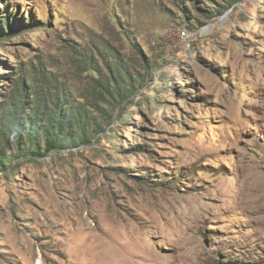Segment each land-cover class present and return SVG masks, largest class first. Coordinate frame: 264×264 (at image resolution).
Returning <instances> with one entry per match:
<instances>
[{
  "label": "rangeland",
  "instance_id": "obj_1",
  "mask_svg": "<svg viewBox=\"0 0 264 264\" xmlns=\"http://www.w3.org/2000/svg\"><path fill=\"white\" fill-rule=\"evenodd\" d=\"M227 1L0 0V107L35 66L95 104L103 45L150 85L93 145L10 148L0 264H264V0Z\"/></svg>",
  "mask_w": 264,
  "mask_h": 264
},
{
  "label": "trees",
  "instance_id": "obj_2",
  "mask_svg": "<svg viewBox=\"0 0 264 264\" xmlns=\"http://www.w3.org/2000/svg\"><path fill=\"white\" fill-rule=\"evenodd\" d=\"M235 1L227 2L231 6ZM223 9L225 10L208 14V17L215 19L218 15L225 14L228 7ZM3 17L2 22L11 30V17ZM3 25L4 23L0 26V33L6 35ZM124 31L126 38H129L127 30ZM88 53L76 54L81 57L79 65L83 72H91L93 75L95 104L84 97L74 96L57 75L42 67H34L33 83L24 80V76H17L11 91L6 94L8 101L0 107V163L6 155H11L10 148L13 147H16L14 155L17 158L31 156L39 159L52 152L97 143L105 131L97 122V117L117 122V118L123 117L130 106L129 100L137 91H144L150 86L145 84L147 81L143 74L134 72L130 75L123 59L110 45H103L101 52H98L100 56L103 53L108 58L105 62V74L97 66L94 67L95 63ZM139 55L142 67L148 72L156 71L169 58L162 54L157 57L151 55L149 64L150 61L141 51ZM22 73L20 70L19 74ZM24 111H29L27 118L23 116Z\"/></svg>",
  "mask_w": 264,
  "mask_h": 264
},
{
  "label": "built area",
  "instance_id": "obj_3",
  "mask_svg": "<svg viewBox=\"0 0 264 264\" xmlns=\"http://www.w3.org/2000/svg\"><path fill=\"white\" fill-rule=\"evenodd\" d=\"M182 35H186V34H182Z\"/></svg>",
  "mask_w": 264,
  "mask_h": 264
}]
</instances>
